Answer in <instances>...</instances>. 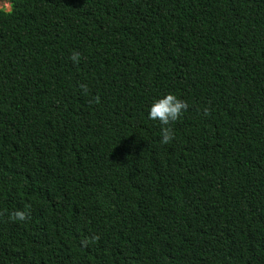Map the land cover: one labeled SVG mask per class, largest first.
<instances>
[{
    "label": "trees",
    "instance_id": "1",
    "mask_svg": "<svg viewBox=\"0 0 264 264\" xmlns=\"http://www.w3.org/2000/svg\"><path fill=\"white\" fill-rule=\"evenodd\" d=\"M8 1L0 264H264V0Z\"/></svg>",
    "mask_w": 264,
    "mask_h": 264
},
{
    "label": "clouds",
    "instance_id": "2",
    "mask_svg": "<svg viewBox=\"0 0 264 264\" xmlns=\"http://www.w3.org/2000/svg\"><path fill=\"white\" fill-rule=\"evenodd\" d=\"M70 59L78 64L80 61V53L74 51ZM187 107L186 102L179 100L173 94H167L163 98L156 100L150 106L148 119L158 121L163 126L161 128V144H168L174 139V133L169 125L179 120ZM208 114L209 111L206 108L204 115L207 116ZM10 219L13 221H25L28 219V214L25 211H15L11 214Z\"/></svg>",
    "mask_w": 264,
    "mask_h": 264
},
{
    "label": "rangeland",
    "instance_id": "3",
    "mask_svg": "<svg viewBox=\"0 0 264 264\" xmlns=\"http://www.w3.org/2000/svg\"><path fill=\"white\" fill-rule=\"evenodd\" d=\"M0 8L3 9L4 11H9L10 9V4L8 0H2L0 2Z\"/></svg>",
    "mask_w": 264,
    "mask_h": 264
}]
</instances>
